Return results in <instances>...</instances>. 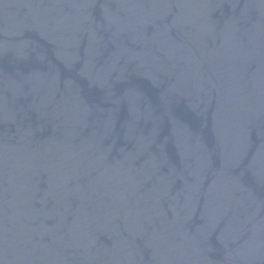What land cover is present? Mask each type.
Returning a JSON list of instances; mask_svg holds the SVG:
<instances>
[{
    "label": "water",
    "instance_id": "95a60500",
    "mask_svg": "<svg viewBox=\"0 0 264 264\" xmlns=\"http://www.w3.org/2000/svg\"><path fill=\"white\" fill-rule=\"evenodd\" d=\"M0 264H264V0H0Z\"/></svg>",
    "mask_w": 264,
    "mask_h": 264
}]
</instances>
